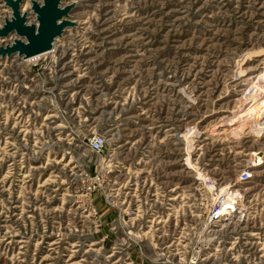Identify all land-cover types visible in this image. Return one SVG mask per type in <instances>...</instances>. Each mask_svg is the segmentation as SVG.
<instances>
[{
	"label": "rangeland",
	"instance_id": "374dc122",
	"mask_svg": "<svg viewBox=\"0 0 264 264\" xmlns=\"http://www.w3.org/2000/svg\"><path fill=\"white\" fill-rule=\"evenodd\" d=\"M68 16L40 60L0 57V264H264V0Z\"/></svg>",
	"mask_w": 264,
	"mask_h": 264
},
{
	"label": "water",
	"instance_id": "95a60500",
	"mask_svg": "<svg viewBox=\"0 0 264 264\" xmlns=\"http://www.w3.org/2000/svg\"><path fill=\"white\" fill-rule=\"evenodd\" d=\"M4 1L11 8L12 15L10 19L4 18L0 27V38H6L13 33L18 38H14L11 44L0 46V57L16 54L26 59L48 51L65 28L74 25L73 21L64 19L63 16H68L75 2L61 7L62 2L69 0H42L41 3L30 0L36 25L34 22H27L26 12L20 13L22 0Z\"/></svg>",
	"mask_w": 264,
	"mask_h": 264
},
{
	"label": "bare ground",
	"instance_id": "6f19581e",
	"mask_svg": "<svg viewBox=\"0 0 264 264\" xmlns=\"http://www.w3.org/2000/svg\"><path fill=\"white\" fill-rule=\"evenodd\" d=\"M3 2H4V5H6L5 4V1L4 0H2ZM77 0H69V1H67V2H70V3H72V2H76ZM66 1H64V2H62V4L60 5L61 7H64L65 5L64 4H66L67 3ZM70 3H68V4H70ZM67 4V5H68ZM7 6V5H6ZM8 7V6H7ZM10 8V7H9ZM10 10H11V8H10ZM20 13L22 14L23 12H22V9H20ZM70 13V12H69ZM11 15H12V11H11ZM10 18H11V16H10ZM10 18H7V19H10ZM63 18L64 19H67V18H69V16H63ZM58 22H60V20L58 21ZM36 25H37V23H36ZM11 35H15V33H13V34H11ZM11 35H10V37H11ZM14 38H18L16 35L14 36ZM13 38V39H14ZM0 39H5V38H0ZM13 39H12V41H13ZM11 41V42H12ZM8 44H11V43H8ZM54 44H55V42H54ZM54 44H53V46H52V48L54 47ZM6 44H4V45H1V46H5ZM52 48L50 49V50H48V51H45V52H43V53H40V54H37V55H33V56H30V57H28V58H26V62H34V61H37V60H40L42 57H44V56H46L47 54H49L50 53V51L52 50ZM257 78H258V82H259V85H263V87H264V74H262L261 76H257ZM264 89V88H263ZM263 96H264V92H263ZM255 105H256V107H255V112L252 114V118H258V119H260V120H263L264 121V101L263 102H260V103H255ZM222 191V190H221ZM220 191V192H221ZM225 191V192H224ZM224 191H222V193H224L223 195H221L220 197H222V200H220V197H218V200H219V208H218V211H220L222 214H220V216L222 215V216H225V215H228V214H230L231 213V211H234V209H233V207L235 206V205H233V203L234 202H236V193L235 192H233V191H227V189L225 188V190ZM221 194V193H220ZM224 205L226 206V208L224 209ZM230 206L232 207V209L230 208ZM223 207V208H222ZM222 210L224 211V212H222ZM223 218V217H222Z\"/></svg>",
	"mask_w": 264,
	"mask_h": 264
},
{
	"label": "built area",
	"instance_id": "2783aa9c",
	"mask_svg": "<svg viewBox=\"0 0 264 264\" xmlns=\"http://www.w3.org/2000/svg\"><path fill=\"white\" fill-rule=\"evenodd\" d=\"M104 145H105V139L102 136L95 135V136L91 137V139L89 140V148H90V150H92L94 152H101V151H103ZM250 168L251 167L247 166V168L245 169V171H242L240 173V176H239V179L240 180H247L249 178V176H250V174H249ZM220 200H222V197H220ZM225 208H226V206L224 205V209ZM230 208L232 209L231 206H230ZM220 214H222V213L220 211H218V205H216L211 210V212H210L209 220L221 219L222 218V215L220 216Z\"/></svg>",
	"mask_w": 264,
	"mask_h": 264
}]
</instances>
